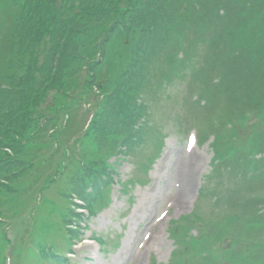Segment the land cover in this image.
<instances>
[{
  "label": "rangeland",
  "instance_id": "rangeland-1",
  "mask_svg": "<svg viewBox=\"0 0 264 264\" xmlns=\"http://www.w3.org/2000/svg\"><path fill=\"white\" fill-rule=\"evenodd\" d=\"M73 1L75 31L63 33L54 44L59 48L64 67L51 70L52 60L47 56V67L42 75L38 72L37 85L31 90L30 105L14 98L12 111L4 110L10 119L35 117L38 120L37 124L29 126L24 137L25 140L31 138L32 145L39 146L31 152L38 158L35 161L37 170L18 175L15 182L24 184L29 196L40 188L41 172L46 168L50 187L44 191L39 189L37 193L42 192L60 205L74 181L78 184L88 177L86 163L91 165L96 159L111 161L121 148L118 140L125 134L124 125L132 122L139 129L135 137L127 133L125 146L133 141L138 147L132 149L124 161L120 160L117 167V175L127 192L120 193L121 187L115 182L114 203L109 210L97 217L84 216L86 234L71 256L72 264H151L153 259L169 264L176 249L169 235L170 227L181 216L191 214L201 201H204L203 206L195 211V217H215L219 227L211 225L214 230L222 228V231L232 229L235 232L233 241L222 247V264H264V254L260 252L264 248V168L260 166L264 159L261 150L253 147L256 131L264 142V109L245 112L261 109L264 104V66L261 71L242 67L250 58L254 61L253 67L264 64V0H230L237 12L236 20L226 17L209 27L203 25L207 22L200 21V14H196L191 24L185 22L181 39L173 34L178 24L175 0ZM90 1L94 2L93 6ZM35 2L37 0H32V5ZM240 2H252L254 6L247 8V13L241 12ZM22 5L23 0H9L6 11L14 9L18 15ZM192 6L197 8L196 2ZM169 8L172 11H167ZM255 13L261 18L259 22L251 18ZM217 17L213 15L212 20ZM195 25H198V34L192 30ZM204 32L207 42L203 40ZM172 38H176L173 46L170 44ZM10 41L8 37L4 42L8 48ZM202 42L206 44L204 47ZM181 43L185 44L182 48ZM219 46L223 47L216 52ZM181 50L184 55L179 58ZM237 50L243 51L244 58L239 61L235 78L230 81L229 73L235 69L230 68V56L238 54ZM8 57L4 52L2 63H6ZM5 67L7 70V65ZM221 76L224 81L228 80L227 92L222 89L225 86H220L222 80H216ZM47 79L49 83H43ZM144 89L148 96L142 95ZM197 95L212 103L210 112L208 104L197 101ZM220 97H225L228 105L226 114L216 118L211 112ZM221 112L219 108L216 114ZM82 114H87L88 118L91 114L94 116L81 139L77 138L81 134H74L79 125L72 116L79 118ZM200 116L209 120L198 124L202 126L201 133L194 124ZM65 120L68 123L61 130L60 125ZM211 123L212 130L220 133L216 141L207 132ZM220 123H226V129H216ZM241 133L245 137L238 142L237 149L229 140ZM196 137L198 143L191 147ZM138 140L145 142L137 145ZM8 143L9 140L4 145L6 150L10 148ZM161 144H164L163 154L157 158ZM24 145L31 146L27 141ZM153 156L157 158L156 163L145 173L142 166H148ZM214 158H227L228 161L218 162ZM253 158L258 160L257 164L249 167V160ZM44 160H48V169L41 163ZM212 161L218 162L216 166L220 164L219 169H213L214 175L207 178L206 183ZM136 177L148 181L129 189L128 183ZM99 184L101 187L102 182ZM255 192L263 197L257 206L251 207L250 195ZM37 201L44 202L39 208H32L23 220L19 219L21 216L11 218L13 214L6 217L10 235L18 236L20 248L35 245L42 239L40 224L43 223V231L54 229L47 218L45 221L37 218L48 215L52 205L44 198ZM33 204L28 199V209ZM233 204L234 208L229 209L228 205ZM8 211L16 214L19 208L10 203ZM31 215L39 223L36 225L38 237L32 234ZM95 233L102 235L107 243L100 254L96 243H88ZM202 233L198 249L209 247L214 240L208 238L207 230L203 229ZM231 233L219 236L221 242ZM0 242L1 264L7 262L11 244L5 235L0 236ZM38 255L41 257V249ZM194 261V264H216L213 256H201ZM177 262L185 264L181 256Z\"/></svg>",
  "mask_w": 264,
  "mask_h": 264
},
{
  "label": "trees",
  "instance_id": "trees-1",
  "mask_svg": "<svg viewBox=\"0 0 264 264\" xmlns=\"http://www.w3.org/2000/svg\"><path fill=\"white\" fill-rule=\"evenodd\" d=\"M175 1L178 3V9L175 12L177 14L176 20L178 21V24L176 25L177 28L173 34H175L179 39H181V36H182L180 34L181 30L184 31V29H185V26H186L185 22L186 23L188 22L189 24H191L192 18H197L196 14H200V21L207 22L203 25H208V27L210 25H214L213 24L214 22L224 20L226 17H232L235 20L237 17V12H235L234 4L231 3L230 0H192L191 3H190V0H175ZM194 2H196L197 8L196 7L193 8L192 5ZM89 3L93 6L94 2L90 1ZM73 4H72V7H73ZM38 5H39L38 9L41 10V13L39 14V19H41L42 15L44 13L47 14V16L50 14L54 15L55 10H56L55 6H58V3L56 1L55 2L54 1H46L45 2V0L44 1L39 0ZM253 6H254V4L252 2H247V3L246 2H240V4L238 3V7L240 8L241 12L247 13V11H246L247 8H252ZM6 7H5V9H6ZM190 10H191V12H190ZM197 10H199V13H197ZM167 11H172V9L169 8V9H167ZM178 11L181 15L178 14ZM188 12H190L191 15H189V16H187V18H185V16L187 15ZM12 14H13V11H10V12L7 11L5 13L4 17L5 18L11 17ZM213 15L218 16L217 19H215L214 21L212 20ZM165 18L168 19L169 17H167V15H166ZM251 18L253 20H255L256 22H259L261 20V18H258V13L252 14ZM202 22L200 24H202ZM59 26H62V27H59ZM59 26L56 28V31L60 30V28H67L68 26L72 27V21L62 22V24H60ZM23 28H25L24 32L27 35H29L31 37V39L33 40V42L36 44V45H33L32 47H30L28 49L26 55L28 53H32V54H34V57L31 59L30 65H27V64L24 65L23 70L26 69V71H27V67H31L33 70L32 74L34 75V77L37 78L38 67H35L36 63L33 66L32 61L36 59V62H37V58H40V56L42 54H40V50H38L36 48V46L40 47L44 43H46V46H47L46 40L48 37L50 38L51 41H54V40H57V38H59V36H61V34L59 32L57 37H54L53 36L55 33V30H54V32L52 34H48L49 36L45 37L47 32H45L44 36H42V33L40 34L38 31H36L38 34H33L30 31L31 27L27 29L26 26H23ZM192 30H194L195 33L198 34V25H195ZM14 31L12 33L17 34L16 33L17 30L15 32ZM203 36H204L203 40L207 41L206 36H205V32H204ZM11 37H12V34H11ZM14 38H15V36H13V39ZM13 39L10 42V49H8V51H7L8 56H11L10 54H12V50H14V48L17 47V44H15L13 42ZM200 40H202V39H200ZM175 43H176V38H172V40L170 41V44L173 46ZM183 45H185V44L181 43V48L183 47ZM237 51H238V54H237V52H235V55L231 56V59H230V61L232 63L230 68H235L233 71H231L229 73L228 80H230V81H233V79L235 78V74L238 70V68H237L238 63L242 58H244L243 51H241V50H237ZM253 66H254V61L251 58L246 62L245 65H242V67H245L248 70L261 71V70H263L264 64L262 63L258 67H253ZM23 77H24V79H19L17 77L18 79L16 81L18 87L24 86L22 93H20L18 91L17 87H14L13 89L10 90L9 93H7L5 95L6 96L5 97V99H6L5 104L8 106L9 112H11L13 109L14 98H18L19 100H23V101H25V104L30 105L29 98H30L31 92H29V91L34 89L33 86H34L35 80H34V77H30V76H26V75H24ZM228 80H225L223 82V84L221 85L222 87L225 86V89H228ZM25 94H26V96H29V98H27L25 96ZM245 101L248 102V99H245ZM260 107H261V109L252 108L251 110H248L245 112L262 110V109H264V104H263V106H260ZM249 115H250V113H249ZM34 118L35 117H30L27 120H26V118H23V119H20L18 122L17 118L15 120L10 119L7 115H3V113L0 112V122L3 123V125L5 124V125L10 126L14 129L16 128V130L11 132L14 140H16V139L18 140L21 137L24 138L25 135H27L26 133L28 131L30 124L32 123V121H35ZM24 120H26V121H24ZM225 124L226 123H221L220 129H222V128L226 129ZM235 124H236V122H235ZM238 136H239V140H241V139L243 140L245 137V135H243V133L239 134ZM254 140H255V142L253 144V147H255V148L258 147V149L262 150L261 152L264 155V142L260 141V137H258V136H256V138ZM231 144L233 147H236L234 140H231ZM26 152H27V150H24V149H22L21 152L19 151L17 153V156H15L14 161L19 160L21 163V159H23ZM254 159L255 158L249 160V163H248L249 167H253L254 165L257 164L258 160H254ZM260 166L264 168V162H262ZM263 175H264V173H263ZM252 203L253 204L251 205V207H255L258 205L259 202L257 199H255ZM262 206H264V203L262 204ZM246 252L248 254L249 250H247ZM260 252H262L264 254V248Z\"/></svg>",
  "mask_w": 264,
  "mask_h": 264
}]
</instances>
